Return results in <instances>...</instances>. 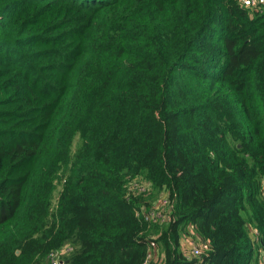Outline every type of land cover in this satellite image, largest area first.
Here are the masks:
<instances>
[{
    "label": "trees",
    "instance_id": "16d2710c",
    "mask_svg": "<svg viewBox=\"0 0 264 264\" xmlns=\"http://www.w3.org/2000/svg\"><path fill=\"white\" fill-rule=\"evenodd\" d=\"M263 178L264 4L0 0V264H260Z\"/></svg>",
    "mask_w": 264,
    "mask_h": 264
},
{
    "label": "built area",
    "instance_id": "2783aa9c",
    "mask_svg": "<svg viewBox=\"0 0 264 264\" xmlns=\"http://www.w3.org/2000/svg\"><path fill=\"white\" fill-rule=\"evenodd\" d=\"M239 1L243 6L246 7H256L264 4V0H239ZM140 181L141 180H137V182L133 184L131 183L136 187V188H131L130 185V189L134 193H139L144 190L145 183L143 181L141 182ZM261 192L264 198V178L261 183ZM168 205L169 204L167 203L166 198L160 197L156 201V203L153 204L152 208L146 213L145 219L148 221H156V220L162 221L164 219L163 218L164 215H166L164 209H167ZM208 249H209V242L206 239H202L198 237L196 240L191 241L186 256L188 257V259H193V258L200 259L201 256L208 251ZM69 251H71V247H66V246L56 251H53L49 255V264H61L63 257ZM157 256H158L157 252L155 250L150 249L142 264H161L160 263L161 261H159L161 259L159 258V256L158 257ZM259 262L260 264H264V254L262 252H260L259 255Z\"/></svg>",
    "mask_w": 264,
    "mask_h": 264
},
{
    "label": "rangeland",
    "instance_id": "374dc122",
    "mask_svg": "<svg viewBox=\"0 0 264 264\" xmlns=\"http://www.w3.org/2000/svg\"><path fill=\"white\" fill-rule=\"evenodd\" d=\"M140 182H141V181H140ZM131 188H136V187H135L134 185L131 184ZM155 203H156V202H155ZM155 203H153V204H155Z\"/></svg>",
    "mask_w": 264,
    "mask_h": 264
},
{
    "label": "crops",
    "instance_id": "0c3cea01",
    "mask_svg": "<svg viewBox=\"0 0 264 264\" xmlns=\"http://www.w3.org/2000/svg\"><path fill=\"white\" fill-rule=\"evenodd\" d=\"M155 255V254H154ZM156 256V255H155ZM158 257V256H157ZM159 261H161V260H159Z\"/></svg>",
    "mask_w": 264,
    "mask_h": 264
}]
</instances>
